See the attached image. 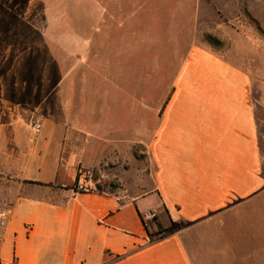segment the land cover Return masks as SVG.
I'll use <instances>...</instances> for the list:
<instances>
[{
  "label": "crops",
  "instance_id": "crops-1",
  "mask_svg": "<svg viewBox=\"0 0 264 264\" xmlns=\"http://www.w3.org/2000/svg\"><path fill=\"white\" fill-rule=\"evenodd\" d=\"M67 37L62 46L70 53ZM74 41L85 48L84 55L90 52V39L77 34ZM23 54L0 80V174L23 184L10 197V207L0 210L10 212L0 227V264H257V254L245 251L244 235V219L264 205L261 101L250 72L194 45L186 50L169 94L159 96L150 138L149 116L141 115L134 131L133 93H122L127 99L119 108L122 127L113 125L103 135L99 123L88 129L71 122L77 114L86 121L118 95H71L84 56L71 54L77 64L63 67L60 81L45 92L30 87L32 61L19 70ZM45 80L42 76L40 84ZM20 115L39 120L30 127ZM137 144L147 154L145 163L134 156ZM108 164L117 165L120 174L127 166L141 171L136 189L151 180L152 191L136 198L75 193L79 173L101 172ZM151 212L177 231L150 243L141 215L148 219Z\"/></svg>",
  "mask_w": 264,
  "mask_h": 264
},
{
  "label": "rangeland",
  "instance_id": "rangeland-1",
  "mask_svg": "<svg viewBox=\"0 0 264 264\" xmlns=\"http://www.w3.org/2000/svg\"><path fill=\"white\" fill-rule=\"evenodd\" d=\"M68 34L70 53L62 46ZM77 34L92 41L86 55L85 48L74 41ZM194 45L212 50L253 76L255 96L261 101L264 174V0H0V80L17 56L26 51L19 70L32 61L34 76L30 87L46 92L60 81L63 67L67 70L77 64V56L71 54L80 53L84 56L83 66L74 68L71 95H118L103 101L86 121L77 114L71 122L88 125V129L99 123L105 129L103 135L109 134L113 125L122 127L123 113L119 108L126 99L122 93H133L137 102L133 107L134 131L141 115L149 116L150 128L147 121L145 127L149 128L146 137L150 138L159 96L169 94L186 50ZM17 75L22 78L20 73ZM42 76L46 80L40 84ZM5 91H11L10 83ZM56 93L54 104L59 106L62 86ZM20 118L30 127L39 120L36 116ZM141 150L140 144L135 145L134 156L145 163L147 154ZM117 168L108 164L101 172L82 171V185L85 190H95L100 185L104 193L117 197L132 193L136 198L138 192L152 191L151 180H146L147 187L136 189V184L141 183L137 179L142 174L140 167L136 173L127 166L128 172L122 174ZM143 175L149 176L150 172ZM21 183L0 174V210L10 207V197L18 193ZM151 214L148 219L158 218L164 229L175 225L169 220L163 222L157 213ZM163 214L162 211L160 215ZM244 235L245 251L256 253L257 264H264V205L251 219H244Z\"/></svg>",
  "mask_w": 264,
  "mask_h": 264
},
{
  "label": "trees",
  "instance_id": "trees-1",
  "mask_svg": "<svg viewBox=\"0 0 264 264\" xmlns=\"http://www.w3.org/2000/svg\"><path fill=\"white\" fill-rule=\"evenodd\" d=\"M79 177H80V173L77 177V181L75 186L72 188L74 190L77 189V186L79 184ZM26 183H30L33 185H37V186H45V187H52V184H43L40 182H35V181H26ZM68 189H70L68 187ZM86 192H91V193H104V191H102L101 186L100 185H96L95 190H85ZM84 192V191H81ZM141 219L145 225L146 231H147V235L149 238V242L150 243H154L159 241L160 239H163L173 233H175L177 231V227L175 225L172 224L171 227H169L168 229H164L163 225L159 222L158 218H155L153 220H149L146 217L141 215ZM155 228L154 231H152L151 229ZM119 256H117L118 258Z\"/></svg>",
  "mask_w": 264,
  "mask_h": 264
},
{
  "label": "built area",
  "instance_id": "built-area-1",
  "mask_svg": "<svg viewBox=\"0 0 264 264\" xmlns=\"http://www.w3.org/2000/svg\"><path fill=\"white\" fill-rule=\"evenodd\" d=\"M35 129L39 130L40 126H36ZM31 142H33V140H31ZM74 191H75V193H79L81 191H85V188L82 185V183H79L77 186V189ZM151 215H152L151 213L148 214V216H151ZM9 218H10V212L9 211H7V210L1 211L0 212V227H5Z\"/></svg>",
  "mask_w": 264,
  "mask_h": 264
}]
</instances>
